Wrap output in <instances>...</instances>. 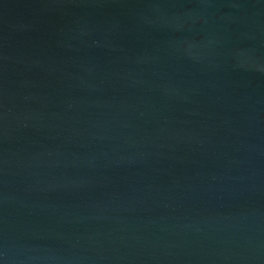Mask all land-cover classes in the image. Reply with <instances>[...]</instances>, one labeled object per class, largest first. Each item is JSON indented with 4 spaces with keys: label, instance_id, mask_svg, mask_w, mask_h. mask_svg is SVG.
<instances>
[{
    "label": "water",
    "instance_id": "water-1",
    "mask_svg": "<svg viewBox=\"0 0 264 264\" xmlns=\"http://www.w3.org/2000/svg\"><path fill=\"white\" fill-rule=\"evenodd\" d=\"M0 264H264V0H0Z\"/></svg>",
    "mask_w": 264,
    "mask_h": 264
}]
</instances>
